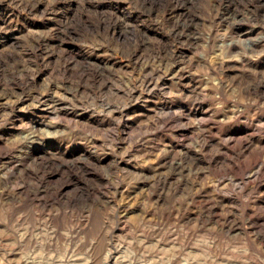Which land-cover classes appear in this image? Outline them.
<instances>
[{"label": "rangeland", "instance_id": "obj_1", "mask_svg": "<svg viewBox=\"0 0 264 264\" xmlns=\"http://www.w3.org/2000/svg\"><path fill=\"white\" fill-rule=\"evenodd\" d=\"M0 264H264V0H0Z\"/></svg>", "mask_w": 264, "mask_h": 264}]
</instances>
